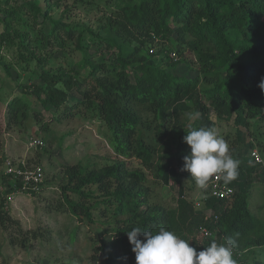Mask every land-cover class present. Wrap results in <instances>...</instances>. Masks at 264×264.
I'll return each instance as SVG.
<instances>
[{
    "label": "trees",
    "instance_id": "trees-1",
    "mask_svg": "<svg viewBox=\"0 0 264 264\" xmlns=\"http://www.w3.org/2000/svg\"><path fill=\"white\" fill-rule=\"evenodd\" d=\"M63 1L0 0V47L15 44L18 60L25 66L21 68L39 69L42 83L17 84L8 95L0 76V125L10 127L28 119L40 123L48 115L40 126L43 133L74 118L95 119L105 128V139L116 158L98 169L62 165L58 187L60 202L72 217L92 228L97 238L108 230L112 234L109 241L92 246L93 261L100 250L104 264H135L126 232L135 227L155 232L163 226L189 241L197 252L212 240L202 230L214 234L217 243L231 238L237 264H264L255 253L264 250V220L249 209L252 187L264 182L262 162L257 164L250 157L261 143L254 144L235 131L231 155L240 161L239 175L227 183L234 190L227 200L214 199L206 190L196 207L183 194L195 180L182 171L183 158L190 153L184 137L193 128H215L210 111L236 129L264 123L260 86L264 81V0H122L125 4L94 30L51 15L53 5ZM74 2L92 6L86 0ZM21 23L33 26L34 40L29 31L15 28ZM86 36L107 58L64 62L70 50L85 51ZM158 44L162 54L152 52ZM53 47L61 50L65 67L59 63L48 70L46 65L55 63L51 62ZM184 52L192 54L197 65L198 73L192 78L172 72L179 63L170 54L186 61ZM1 70L10 75L9 65L0 63ZM71 96H76L75 102H69ZM190 112L200 116L190 119ZM248 155L251 162L245 161ZM128 158L136 159L139 169L129 170ZM0 167L5 172L4 158ZM144 169L178 188L174 211L149 203ZM1 179L8 186L6 194L20 190V179L15 185L10 175ZM207 210L210 217L205 215ZM9 222L16 224L2 204L0 227L6 229ZM75 235L74 231L72 240Z\"/></svg>",
    "mask_w": 264,
    "mask_h": 264
},
{
    "label": "rangeland",
    "instance_id": "rangeland-1",
    "mask_svg": "<svg viewBox=\"0 0 264 264\" xmlns=\"http://www.w3.org/2000/svg\"><path fill=\"white\" fill-rule=\"evenodd\" d=\"M86 1L92 6H81L74 0H65L57 6L53 5L50 13L56 18L62 17L64 23H81L94 30L104 22L105 17L111 11L125 4L122 0ZM15 28L19 31H29L32 40L36 38V30L27 23H21L20 27ZM43 28L47 30V27ZM83 44L86 45L85 51L72 49L66 60L62 56L61 50L53 47L51 62L55 63L52 65L48 63L46 69L50 70V67H56L59 63L65 67V64L62 63L63 60L64 62L71 60L76 64L83 57L95 62L107 58V56L102 57L97 48L91 44L89 36L84 38ZM169 45L172 46V44ZM73 46L74 43L70 45V49ZM16 47L15 44L0 47V63L10 67L9 76L4 71H0V76L3 79L2 85L5 94L8 95L15 91L17 84H42L37 74L39 69L21 68L25 66L18 60L19 50L17 51ZM161 48V44H158L152 49V52L158 53ZM46 51H50V49ZM173 51L175 52V50ZM183 55L186 61L178 56L172 57L170 54L169 58L179 63L172 72L192 78L198 73L194 57L187 52H184ZM156 58L159 59L160 55L157 54ZM84 72L82 71V73ZM75 98L76 96H71L69 102H75ZM210 117L215 120L214 129L217 135L225 138L230 145V154L236 147V130L244 133L245 139L254 140V144L261 143V147L258 146L255 150L264 168V123L245 130L243 128L236 129L230 123L217 119L212 111H210ZM43 118L40 123L28 119L10 127H7L6 123L0 125V158L11 160L14 165L23 161L31 169L40 168L45 179L44 188L33 196L20 190H13L6 194L8 186L3 182L1 176L7 173L0 172V206L3 204V210L16 222V224L9 222L6 229L0 227V264H104L105 261L100 250L96 253L98 260L93 261L92 257L95 253L92 246H99L101 240L109 241L112 234L108 230L107 234L104 233L100 238H97L93 234L92 228L72 217L60 202L58 187L63 171L62 165L82 164L90 169H98L116 158L105 139V128L95 119L74 118L62 124L51 125V130L43 133L40 126L45 124L48 115H44ZM33 138L40 139L43 147L31 148L29 144ZM187 147L190 150L188 145ZM126 161L129 170L139 169L136 159L128 158ZM165 161L162 159L161 162ZM245 161L251 162L249 155L246 156ZM143 171L147 176L145 185L148 188L149 203L167 211H174L177 206L178 188L170 183L165 184L163 180L155 179L152 171L147 169ZM13 180H10L12 185H14ZM183 194L185 199L192 203L199 202L203 197V193L196 184L191 188L185 187ZM249 209L253 215L264 220L263 181H259L252 187ZM74 231L76 235L72 240L71 236ZM208 238L214 239L215 235L212 234ZM255 251L257 259L264 263V250L257 249ZM248 258L251 261V258Z\"/></svg>",
    "mask_w": 264,
    "mask_h": 264
},
{
    "label": "clouds",
    "instance_id": "clouds-1",
    "mask_svg": "<svg viewBox=\"0 0 264 264\" xmlns=\"http://www.w3.org/2000/svg\"><path fill=\"white\" fill-rule=\"evenodd\" d=\"M260 86L264 89V81ZM187 116L194 119L200 113L190 112ZM184 142L189 146L190 154L183 158L182 171L190 174L202 193L206 192L213 177L224 183L237 179L240 161L233 158L230 145L214 128H193L185 135ZM126 235L135 254V264H237L231 238L223 243L212 239L209 246L197 252L189 241L163 226L155 232L135 227ZM208 235L211 237L212 234Z\"/></svg>",
    "mask_w": 264,
    "mask_h": 264
},
{
    "label": "built area",
    "instance_id": "built-area-1",
    "mask_svg": "<svg viewBox=\"0 0 264 264\" xmlns=\"http://www.w3.org/2000/svg\"><path fill=\"white\" fill-rule=\"evenodd\" d=\"M174 57V56H172ZM30 147L31 148H38L42 147L43 143L40 139L33 138L30 141ZM250 157L253 160V162L260 164L262 161L259 158L258 153L256 150H253L250 153ZM5 172L6 175H10L11 179H14V185L16 180L20 179L21 181V188L20 191L26 193L27 195H31L32 193L37 194L44 188V173L40 168H29L28 164L25 162H20L16 165L11 160H5ZM209 195L218 200H227L231 198V196L234 194V190L230 188L227 183H224L223 180L217 179L215 177L211 178L209 181V187H208ZM196 207H199V202L194 204ZM211 211L207 210L205 212L206 217L211 216ZM208 231L202 230L201 234L204 235L205 238L210 237L208 235Z\"/></svg>",
    "mask_w": 264,
    "mask_h": 264
}]
</instances>
